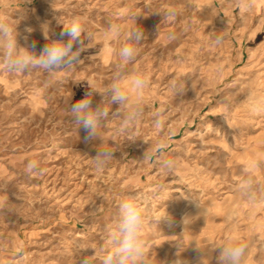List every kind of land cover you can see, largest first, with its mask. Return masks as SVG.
Wrapping results in <instances>:
<instances>
[{"label":"rangeland","instance_id":"374dc122","mask_svg":"<svg viewBox=\"0 0 264 264\" xmlns=\"http://www.w3.org/2000/svg\"><path fill=\"white\" fill-rule=\"evenodd\" d=\"M170 8L177 15L166 19ZM0 18L17 26L21 46L34 41L37 54L49 42L45 25L50 39L75 18L85 28L84 52L71 70L0 71V264H21L13 259L21 248L24 264L87 257L101 264L118 205L132 197L143 202L152 264H173L177 243L179 258L194 264L195 242L205 248V264H217L211 245L229 237L248 244L242 264H264V0H0ZM112 24L119 38L111 37ZM137 26L144 39L126 72L149 79L144 115L125 126L112 115L119 105L106 103L100 138L88 140L70 106L89 91L101 102L118 49ZM218 35L223 44L213 46ZM161 109L157 129L153 114ZM161 138L162 154L142 160ZM99 146L115 150L101 173L92 167ZM257 156L260 190L250 203L237 187ZM169 158L176 168L165 173L160 161ZM30 159L42 173L26 172ZM166 215L171 224L161 220Z\"/></svg>","mask_w":264,"mask_h":264},{"label":"clouds","instance_id":"9594fccd","mask_svg":"<svg viewBox=\"0 0 264 264\" xmlns=\"http://www.w3.org/2000/svg\"><path fill=\"white\" fill-rule=\"evenodd\" d=\"M163 15L166 19H171L177 15V10L170 8ZM26 31L31 32V29H26ZM48 31L45 25L43 35L49 42L37 54L34 41L26 46H21L17 38V26L14 27L0 18V71L15 74L44 69L53 73L61 69L71 70L78 65L85 44L82 39L85 28L80 19L75 18L68 26H64L58 39H50ZM109 32L113 39L119 38L121 35L120 26L112 24ZM64 37H68V39L65 41ZM143 39V30L138 26L127 32L126 42L117 52L118 63L113 80L106 87L104 93H99L102 97L101 102L94 104L92 98L96 93L89 91L83 98L71 104L72 120L78 127H83L86 131V139L100 138L101 126L107 121L110 113V108L106 106V103L119 105L117 111L112 115H121L122 124L125 126L135 125L142 119L144 115L142 95L149 87V79L142 73H127L126 67L135 60L138 53L137 46ZM223 41L224 36L218 35L211 40V43L213 46H220ZM172 87L177 93L182 91V85L176 81L173 82ZM133 94H135V99H133ZM153 123L157 129L163 126V109L153 114ZM165 145L166 138H161L144 151L141 159L151 161L158 154H162ZM114 153L115 150L111 147L99 146L97 148L95 156L92 157V167L97 173L103 172L109 166L115 157ZM261 164L259 156L249 160L244 168V176L237 187L239 195L250 203L256 202L260 190L256 173L261 168ZM160 167L165 173H171L176 168V161L170 158L163 159L160 161ZM25 170L30 175L40 174L43 171L40 161L37 159L28 160ZM142 203L139 197L123 199L119 203L118 215L109 229L107 246H102L100 249L101 264H152L144 239L146 217ZM186 218L183 220L184 224ZM162 219L171 224V218L167 215ZM176 247L178 258L173 261V264H188L187 261L179 258L181 245L177 243ZM211 247L219 250L216 257L217 264H242L248 251V244L238 237H229L224 243L213 244ZM195 251H197V259L194 264H205L207 260L205 248L199 247L195 242ZM25 256V250L21 248L13 259L24 264ZM83 264H93V260L87 257Z\"/></svg>","mask_w":264,"mask_h":264}]
</instances>
